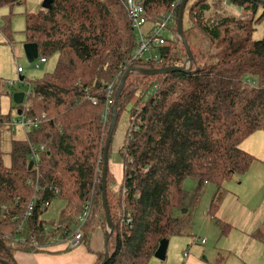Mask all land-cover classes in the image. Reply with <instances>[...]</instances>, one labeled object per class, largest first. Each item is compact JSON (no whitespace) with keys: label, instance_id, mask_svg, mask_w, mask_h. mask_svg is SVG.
<instances>
[{"label":"trees","instance_id":"16d2710c","mask_svg":"<svg viewBox=\"0 0 264 264\" xmlns=\"http://www.w3.org/2000/svg\"><path fill=\"white\" fill-rule=\"evenodd\" d=\"M125 1L53 0L49 8L25 14L26 43L37 44L46 61L56 54L59 60L54 72L29 81V107H18L26 121L39 125L26 130L25 141H12L11 167L0 146V264H17L18 253L69 252L66 243L52 241L58 236L66 240L80 228L81 245L96 256L95 264L104 262V251L93 250L92 240L96 229L107 236L104 152L115 105L106 125L103 114L107 88L115 84L118 90L130 69L136 72L117 106L116 128L128 109L131 116L119 150L124 165L118 190L110 168L107 175L115 230L105 241L106 264H151L163 240L182 235L176 211L183 209L187 179L198 181V191L207 184L217 186L209 211L215 217L227 194L223 185L246 174L256 160L242 145L264 132V37L253 40L257 24L264 21V5L256 0H190L183 35L193 60L186 66L189 57L179 36L161 48L162 64L133 59L138 45ZM26 2L0 0V9ZM182 2L145 0V7L154 21L176 11V34ZM0 33L6 43L14 40L9 26L0 24ZM167 67L190 71L159 76L137 71ZM41 147L46 149L38 152L36 162L33 148ZM56 199L65 207L58 222L48 221L45 215ZM87 209L93 217L81 227ZM95 212L101 225L95 226ZM253 237L264 243V230Z\"/></svg>","mask_w":264,"mask_h":264},{"label":"rangeland","instance_id":"374dc122","mask_svg":"<svg viewBox=\"0 0 264 264\" xmlns=\"http://www.w3.org/2000/svg\"><path fill=\"white\" fill-rule=\"evenodd\" d=\"M42 1L27 0L25 5L0 9V24L10 27L14 39L11 44L6 43L4 35L0 33V120L8 123L11 121L10 124L0 123V146L7 167L12 166V141H25L26 130L34 127L35 123L33 120H27L29 126L23 128L19 125L23 116L18 114L20 109L14 101V96L19 93H29V81L41 79L46 74L54 72L59 60V55L56 54L36 70L33 63L28 61L24 51L25 14L37 12L42 6ZM193 1L195 0H191ZM165 37H169L168 32L165 33ZM263 37L264 21L257 24L253 40H261ZM189 63L190 60L187 61L186 66H189ZM19 68L23 70L20 75ZM20 77L25 78V82H21ZM9 82H14L15 85H10ZM22 106L29 107L27 97ZM129 110L123 113L119 120L111 149L109 168L115 178L116 190L123 181L124 163L119 150L130 124ZM262 133L264 135V132ZM253 139L248 141L251 144L246 149L242 145L249 153L251 149L256 151L258 147L256 144L257 146L251 148ZM254 142L257 143L256 140ZM253 156L256 160L246 174L235 176L232 181L223 185L227 194L215 217L209 211L217 193V186L207 184L198 191L197 180L190 178L185 181L183 209L176 211V216L180 219L182 235L170 239L166 261L161 262L154 258L151 264H264V243L258 242L253 237L257 230H264V161L254 154ZM64 207L63 201L54 200L49 206L45 219L58 222ZM96 215L95 212V218ZM101 223L102 219L99 215L98 225ZM97 237L95 233L92 248L97 250L102 246L103 249ZM202 241H205V244H202ZM76 249L84 251L95 262L96 256L84 245ZM76 249H71L62 255H68ZM103 251L105 254L106 249L104 248Z\"/></svg>","mask_w":264,"mask_h":264},{"label":"built area","instance_id":"2783aa9c","mask_svg":"<svg viewBox=\"0 0 264 264\" xmlns=\"http://www.w3.org/2000/svg\"><path fill=\"white\" fill-rule=\"evenodd\" d=\"M224 4L227 5V2H225ZM124 6L128 14V19L132 31L135 33L136 42L138 45L134 53L133 59L136 61H145L147 63H152V64H162L164 58L160 53L161 48L165 47L168 40L175 41L178 36L180 37L178 33L175 34L172 31V28L176 24V19H177L176 11H172L171 13L164 15L160 20L154 21L148 17L147 10L145 7V0H126L124 2ZM173 7H175V5H173ZM166 32L169 33L168 38L165 37ZM45 63L46 60L41 58L39 55L38 59L35 62H33V65L36 68V70H39L40 66ZM18 73L22 74L23 70L19 68ZM9 84L14 85V83H9ZM154 90H158V87L155 86ZM116 94H117V88L115 84L110 85L107 88V105L105 112L103 114V122L105 125L108 124L109 122V114H110L109 109L112 106H114L116 103ZM89 101L94 106L98 105V100L96 98H89ZM27 122L28 121H26L24 117H22V120L19 122V125L25 128L26 126H29V123ZM38 125L39 122H35L33 124L35 128L38 127ZM45 149H46L45 147L33 148V158L36 159V162L38 160V152L39 151L43 152L45 151ZM55 194H59V190L56 189ZM48 206L49 204H47V207ZM92 217L93 215L91 214V211L87 209L86 212L83 214V216L79 219V223L81 227L85 225L88 222V220ZM127 221L128 223H130L131 221L130 215L127 216ZM98 223H99V215L97 214L95 226H98ZM57 226L60 227V225ZM82 239H83V231L80 228L75 230L73 233H69L66 240H61V237L58 236L52 242L66 243V245L70 249H76L79 246H81ZM202 244H205V241H202Z\"/></svg>","mask_w":264,"mask_h":264},{"label":"water","instance_id":"95a60500","mask_svg":"<svg viewBox=\"0 0 264 264\" xmlns=\"http://www.w3.org/2000/svg\"><path fill=\"white\" fill-rule=\"evenodd\" d=\"M52 1L53 0H46L47 8H49ZM189 1L190 0H183V2L181 4L180 12H179V19H178V34L183 39V44L185 46L189 60L192 61L193 56H192L191 50H190L187 42L185 41L184 35H183V17H184V12H185L186 6H187ZM256 1L261 3L262 5H264V0H256ZM24 51H25L26 57L30 63L35 62L38 59L39 54H40L38 45L33 44V43H26L24 45ZM137 71L139 73H141L142 75H145V76H159V75H166V74L174 73V72H189L190 69L187 70L185 67L184 68L167 67V68H163V69L137 70ZM132 72H136V70L130 69L127 71V73L124 75V77L121 81V84L117 90L116 103L114 106V116H113L112 123L110 126L107 144H106L105 152H104L103 209H104L106 219H107L106 242L111 238V236L113 235L114 230H115V226L112 222L111 214H110V211L108 208V200H107V175H108V171H109V148H110V145L112 142L114 130H115L116 125H117V106H118L119 97L121 95V92H122L125 84H126L127 79L129 78V76L131 75ZM20 80H21V82L24 81V79H20ZM25 100H26V94H24V93H19V94H16L14 96V101H15L17 106L22 105L25 102ZM18 114H19V116H22V111L20 110L18 112ZM33 167H34V162L32 161V162H30L29 170H32ZM169 243H170V240H168V239H165L160 243L159 248L156 251L155 256H154V258L156 260H159L161 262L166 261ZM109 258H110V254L108 251H106L105 252V260L102 264H106L108 262ZM2 263L3 264H10V263L4 262V261H2Z\"/></svg>","mask_w":264,"mask_h":264},{"label":"crops","instance_id":"0c3cea01","mask_svg":"<svg viewBox=\"0 0 264 264\" xmlns=\"http://www.w3.org/2000/svg\"><path fill=\"white\" fill-rule=\"evenodd\" d=\"M41 3H42V6L40 8H38L37 11H39L40 9H43V8L47 9L46 0H43ZM20 79H25V78L20 77ZM251 138H254L253 143H252L253 147H251V148H254V146H257L256 144H258V147L256 148L257 152L254 151V149H251L250 153L252 155L254 154L256 157H259L262 159V161H264L263 160L264 159V135H263V133L262 132L257 133L255 135H253L252 137H250L248 140H246L243 144L244 149H246V147L249 144H251V143H248V141ZM255 140L257 143L254 142ZM95 233H97L98 242L100 241L102 243L103 249H104L105 241H106L104 234L101 231H99V229H96ZM103 249L101 246V249L98 248L97 250H95V249H93V250L103 251ZM15 259L17 261V264H95V262H96V260L94 262L93 259H90V257L84 251H79L78 249L74 250L72 253H70L68 255H62V254H57V255H45V254H34L33 255L32 254V255H30V254L18 253L15 255Z\"/></svg>","mask_w":264,"mask_h":264}]
</instances>
